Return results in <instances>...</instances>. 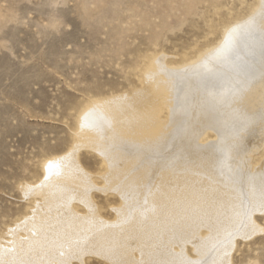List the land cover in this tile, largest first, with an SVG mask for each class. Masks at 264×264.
<instances>
[{"label": "bare ground", "instance_id": "1", "mask_svg": "<svg viewBox=\"0 0 264 264\" xmlns=\"http://www.w3.org/2000/svg\"><path fill=\"white\" fill-rule=\"evenodd\" d=\"M197 58L171 66L157 56L141 88L94 100L79 115L74 148L45 164L37 186L24 185L35 209L8 229L9 242L0 237V264H83L89 252L112 264L148 263L185 256L187 244L203 256L217 239L230 246L262 228L248 212L230 236L244 211L242 185L254 189V211L264 209V163L250 175L245 168L264 146V0ZM82 147L102 156L107 180L128 183L118 185L114 221L103 222L91 202ZM221 250L205 263L217 264Z\"/></svg>", "mask_w": 264, "mask_h": 264}, {"label": "rangeland", "instance_id": "2", "mask_svg": "<svg viewBox=\"0 0 264 264\" xmlns=\"http://www.w3.org/2000/svg\"><path fill=\"white\" fill-rule=\"evenodd\" d=\"M258 5L259 0H0L3 241L10 240L8 229L33 215V197L24 185L37 186L46 176L45 164L74 148L78 121L94 100L141 88L157 56L163 55L171 66L195 61L219 44L229 26L249 16ZM212 139L215 137L208 141ZM78 157L92 176L89 195L97 213L103 222L114 221L123 206L119 190L128 188V183L107 180L106 164L97 151L82 147ZM248 163L245 168L250 175L264 163V146ZM241 189L244 211L231 238L246 223L243 218L250 216L248 212L262 228L246 240L237 237L230 245L233 249L225 240H215L208 252L213 255L223 250L217 264L228 257V264H264V209L252 208L251 184ZM76 210L88 216L86 206ZM187 245L185 256L154 259L152 264H174V260L181 264L184 258L185 264L208 262V252L199 258L191 244ZM100 256L86 253L83 264H112ZM142 260L135 264H143ZM73 264L79 263L75 260Z\"/></svg>", "mask_w": 264, "mask_h": 264}]
</instances>
